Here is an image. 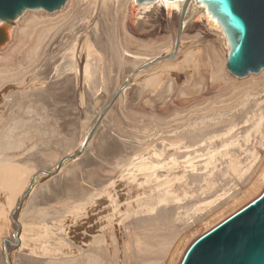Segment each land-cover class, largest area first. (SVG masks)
<instances>
[{
  "label": "bare ground",
  "instance_id": "obj_1",
  "mask_svg": "<svg viewBox=\"0 0 264 264\" xmlns=\"http://www.w3.org/2000/svg\"><path fill=\"white\" fill-rule=\"evenodd\" d=\"M170 4L178 6L170 7ZM75 7L81 11L79 14L74 13ZM148 10L150 13L147 16L153 20L142 19L141 24H136L138 15L145 16ZM161 11L164 12L166 37L160 39V42L163 39L164 41L157 45L152 39L142 38L146 33L141 32L152 27L161 16ZM93 13L96 15L99 13V18L109 19L115 24L120 30V32L117 30L118 34L122 35L118 36L125 40V44L131 42L136 45L135 49L141 48L143 51H148L154 44L153 47L157 45L158 51L154 53L139 51L141 49L132 51L126 47L127 44L124 45L122 39L123 43L121 41L113 43L108 39L106 41L109 58L105 59L91 44L87 31H83L81 46L77 43V35L69 39L59 58L52 62V66L50 65L52 71H57V61L64 58L69 63V69L74 70L76 74L79 73L86 85L94 75L110 70L114 63L121 67L125 62H129L131 69L125 73L121 81L120 79L115 81L109 99L118 90L119 99L131 84L138 81H141L144 87H148L152 94L158 89L160 94L164 84L165 90L168 91L172 84H177L180 77L175 70H184L187 76L186 84L179 86L181 87L179 93L175 90L176 96L182 95L186 98L188 95L197 94L204 80V73L209 76L211 87L217 89L219 95L215 101L203 107L201 105L204 102L195 99L191 102L193 104L187 114L185 112L186 115L183 113L179 116L178 123L173 126L165 129L160 127L144 129V135L138 140V148L126 158L117 160L116 167L119 171L117 179L118 181L120 179L119 184L122 183L121 186L126 189L124 195L128 192L127 197L123 195L124 203L121 202L123 198H120L116 190L118 183L115 178V181L105 178V181L102 179L94 185L97 187L82 190L80 199L56 212V215L30 221L17 218L16 221L14 215L18 210V202L20 200L23 202L33 194L43 173L36 169L27 171L21 168L17 162L19 153L15 150L7 154L0 153V249L3 251V241L5 239L9 241L14 229L19 227L18 250L46 258L45 264H118L122 239L119 238L116 223L118 225L138 216L135 221L122 225L128 230L127 241L123 239L122 244L125 247V250L122 248L123 256L135 264H180L186 250L200 234L254 200L264 190V151L261 150H264V69L241 78L226 69L229 49L227 37L221 24L199 0H168L167 4L164 0H148L142 3L136 0H67L62 8L53 12L26 9L14 20L9 29L8 41L0 47V138L8 134L9 117L14 112L11 110L20 103L17 100L19 97L28 96L25 92L18 97L12 91L15 89L14 86L20 87L25 82L30 85L28 76L40 71L38 68L41 69L47 60L53 61L55 52L59 50L58 47L60 48L58 42L68 39L67 33H63L64 27L67 24L80 26L88 22L94 23ZM146 23L149 25H145ZM196 23L200 24L203 33L212 37L213 41L202 36L200 29H193ZM71 29L73 28L69 30ZM113 29L115 28L111 30ZM62 33L66 37L61 36ZM112 33L116 34L112 31L108 35L113 36ZM178 41L187 42L188 47L195 44V52L189 58L184 53L182 62L174 69H163L168 63L163 61L165 58L161 57L162 54H169ZM200 45L204 48L203 54L199 52ZM217 46L221 50V57ZM194 55L195 61L192 59ZM24 89L22 88L21 92ZM165 90L162 89L164 94ZM228 94L229 98L217 100ZM80 96L82 99V94ZM11 97H13L11 103L7 102ZM29 97L28 100L31 98ZM233 98L235 99L232 102L227 103ZM24 99L26 98L22 100ZM175 99L172 100L175 102ZM12 101L14 104L11 106ZM248 104L249 108L243 111ZM102 109L98 114L103 112ZM235 110L241 111V114L234 118ZM176 111L173 115H180V111ZM224 116L228 118L223 119ZM214 122L224 125L215 128ZM92 124L94 123L87 126L78 140L75 151L59 156L49 172L56 169L61 161L59 172H62L66 163L76 160V155L73 159L67 156L77 152L86 143ZM262 154L263 158L259 160ZM252 170H254L252 178L246 183L249 186L246 185V189L230 195L218 206L216 203L227 192L228 189L225 187L229 182L241 179ZM89 172L87 173L90 174ZM28 189L26 197L24 194ZM220 190L223 192L217 193ZM102 204H106L103 205L105 206L103 216L100 209H97L101 208L99 206ZM21 208L19 212L23 210ZM96 209L101 214V216L97 214L100 216L96 226L98 230L87 232L86 228L83 230L85 236L78 240V236H73V233L83 228L81 222H88L90 212H95ZM10 217L15 221V228L9 225ZM192 217L197 220L193 225H189ZM170 223L175 225L184 223L186 227L177 230V238L163 254V260L158 262L160 256L158 254L161 253L165 240L161 238L163 235L160 237V231L158 233L160 229H157V226L161 228L162 225ZM202 226L203 229H200ZM120 234L122 235L121 232ZM8 259L9 263L13 264L10 254ZM2 264H7L4 253Z\"/></svg>",
  "mask_w": 264,
  "mask_h": 264
},
{
  "label": "rangeland",
  "instance_id": "obj_2",
  "mask_svg": "<svg viewBox=\"0 0 264 264\" xmlns=\"http://www.w3.org/2000/svg\"><path fill=\"white\" fill-rule=\"evenodd\" d=\"M77 8L78 7H75L74 13L79 14L81 11L79 10V8ZM149 13L150 11L148 10L146 11L145 16L141 14L138 15L136 24H141L142 19L150 21L153 20L152 18H149L147 16ZM160 14L161 16L156 19V21L152 24V27L146 28L141 32L146 33L144 37L141 36L142 38L152 39L157 45H159L158 43L164 41L166 37L164 12L161 11ZM98 18L99 13H97V15L96 13H93L92 21H94V23L88 22L84 23L83 25L81 24L80 26L67 24L68 26L66 25L64 27L63 33H67L66 36H68V39L66 41L65 39H62L61 41H59L60 43L58 42V44H60V48L58 47L59 52H55L56 56H54L53 61L52 59L49 61L47 60V63H43V65L41 66L42 70L38 68V70H40L37 71L39 74L36 72V74L32 73L30 76H28V80L30 79L31 81L30 85L29 83L25 82L26 85L24 83L20 87L14 86V88L17 90L12 89V91L16 93L18 97L22 96L26 92V95H28L27 97H29L30 95L31 98L29 97V101L27 97H19L20 99L26 98L24 99V101L27 102L25 103L22 99V101L18 99L17 101L20 102L18 107L14 106V108L16 107L18 110H15L16 108H13V110H11L14 112H11L12 114H10L11 116L9 117L10 120L8 122V134L5 137L0 138V153L7 154L10 151L15 150L17 153H19L17 162L18 165L21 166V168H24L27 171H29V169H36L40 170V172L43 173V175L38 179V183L33 194L30 197L25 198L24 200L26 201L23 200L24 203L21 202L20 207L14 215V219L16 221L17 218L24 221L48 218L50 215H54L56 212L62 211L66 208V206L75 203L77 199H80L82 197V190L97 187L94 185H97V183L101 182V180H104L105 178V180L111 179L112 181L115 178L119 186H117L116 188V190L118 191V195H120V198H123L124 200L125 197H127L128 192L127 194H125V196L124 193L126 192V189L124 186H121L122 183L119 184L120 179L119 181L117 179L119 173L118 168L116 167L117 160L126 158L136 148H138V140L141 139V137L144 135V129L152 127H160L162 129H165L169 126H173L178 123L179 116L183 115V113L185 114V112L187 114L188 110L191 107V104H193L191 102L195 101V99L200 102L203 101L204 103L201 105V107H203L207 106L212 101H215L216 97L219 95V91L214 87H211L209 76L204 73V80L202 82L203 85L201 84L200 90L198 89V92L201 93L197 92L198 95L195 94L196 97L194 94H191V97L188 95V97L186 96V98L185 96L182 97V95L179 94V96H176V91L177 93H179L180 88L186 84L187 76L184 70H179L180 72L175 70L180 75V77L177 79V84H172L170 86L171 88L168 91L165 90V84L162 85V89L165 90L164 92L166 96L163 93L162 89L160 90V94L162 96L158 93L159 89L156 92L161 97L158 96L155 92L152 94L148 87H144L141 84V81H138L134 84H131L119 99H117L119 90L118 92L116 91L117 93L115 92L117 95L114 99L113 96L115 95V93L109 99L115 87V81H119V79L121 81V79H123L127 72L131 69V63L129 62H125V64H123L124 66L117 67V65H115L114 63V58V65L111 66L110 70H105L100 75H94L89 80V82L86 83V85L80 78L79 73L76 74L74 70L69 69V63L64 58H61L57 61V71H52V62L54 63V61L59 58V55H61L60 53L63 51L64 47L68 45V41H70L69 39H73V37L75 38V36L77 35V43L81 46L82 39L84 38L83 33L85 31H87L88 35L90 36L91 44L102 54L105 59L109 58L106 41L108 39L111 40V42L114 41L115 43L117 41L122 42L123 40L124 45L127 44L126 47L132 51L141 49H135L137 48L135 47L136 45L131 42L125 44V40L119 37L121 35H119L117 31L119 29L115 27V24H113L109 19H103L102 17H100L102 18V20H100V18ZM145 25L148 26L149 23H146ZM194 27V30L200 29V24L196 23ZM70 28H73L71 29L73 33L71 32V30H69ZM112 28L115 29L111 30ZM68 30L70 31V33L68 32ZM112 31H114V33L116 32L115 35L117 37L113 33L112 34L114 38H112V35H110L112 37L108 35ZM199 31L202 32V36H205L206 39L209 38L208 40L213 41V38L210 36H206V34L203 33L202 29H200ZM192 32L194 31L192 30ZM63 33L61 34V36H65L63 35ZM154 35L155 37H153ZM162 38L164 39L160 42V39ZM153 46L154 44L151 48L148 49V51H143L142 49L139 51L146 53L157 52L158 48L155 46L156 50H154L155 47ZM201 47L202 46L200 45L199 52L203 54L204 48ZM217 48L221 57V50L218 46ZM195 50V44L191 47H188L187 42L178 41L176 47H173L169 54H162L161 57L165 58V60L163 61L168 63V65L164 66L163 69H174L182 62L184 53H186L189 58L191 57L193 52H195ZM195 56L196 55H194L192 58L193 61H195L196 59ZM77 61L80 60L77 59ZM178 67L180 68V66ZM42 77L43 79H41ZM166 80L167 79L165 78L164 81ZM39 83L41 84V86ZM31 85L33 87H31ZM35 86L36 88H34ZM25 87L26 89H24ZM22 88L24 89V91L21 92ZM30 88H32V90H30ZM19 91L20 93L17 94V92ZM171 93H173L174 95H171ZM80 94H82V99H80ZM229 97L230 95L228 94L226 96L218 98L217 100H223ZM235 98L229 100L227 103L232 102ZM11 99H13V97L8 98L7 102L11 103ZM172 99H175L176 103ZM189 99L191 101H189ZM12 102L13 103L11 104V106L14 104V101ZM249 106L250 104H248L242 110H246L247 108H249ZM101 109L103 112L98 114ZM184 109L185 111H182ZM175 110H177L176 112H182H179L180 115L174 116L173 112H175ZM233 113L235 118L238 117L239 114H241V111L235 110L233 111ZM227 118L228 116L223 117V119ZM91 123L94 124H92V128H90L91 132H89V137L86 143H83L84 145L80 147L77 152H75L71 156H67L69 159H73L77 156L76 160L66 163L65 168L62 172H59V168H56L53 171L49 172L48 170L55 163L59 156L65 154L66 152L70 153L75 151L74 148L78 140L84 133L87 126ZM214 124H216V122H214ZM222 124L224 125V123ZM222 124L217 123L215 125V128H219V126ZM261 150L264 151L263 149ZM262 158L263 154L261 158H259V160H261ZM88 170L91 172H89ZM253 171L254 170L249 171L241 179H236L235 181L229 182V184L225 187V189H228L227 192L219 201H217L216 204H218L219 206L223 204L227 200V197H229L230 195L238 193L241 189H246V185L249 186V184L246 183H249L248 181L250 180V178H252ZM87 172H89L90 174H88ZM85 182H89L90 186L89 183ZM221 192H223V190H220L217 193ZM27 193H29V191ZM27 193H25L24 196ZM123 200L121 199V202L124 203L125 200ZM216 204L215 206H217ZM103 205L106 206V204H102V206H99L101 208H97L102 212V216L104 214L103 212H105V206ZM20 208L23 210L19 212ZM97 209L96 211L94 210L95 212L92 211L93 213L90 212V218L88 222H81V225H83L84 229L82 228V231L80 229L76 230V232L73 233V236H78V240H80L83 235L85 236L86 233L83 230H85L86 228L87 232L88 230H91L93 232L98 230V227L96 226L97 222H99L98 220L101 214H99L100 211ZM97 214L100 216H97ZM137 217L138 216L129 218L124 221L125 223H118V225L116 223V228H119V238L122 239L120 242V252L118 253L119 260L117 259V262H119L118 264H135L132 260H129L125 258V256H123L124 252L122 251L123 249L125 250V247L122 244H124L123 239L127 241L128 230L126 229V231L124 226L122 225L128 224V222L130 223L135 221ZM196 220L197 219L195 217H192L189 220L188 224L190 223L189 225H193ZM10 221L11 223L9 225H12V227H14L15 221L11 220V217ZM121 227H123V229ZM185 227L186 224L184 223H176V225L170 223L164 226L162 225L161 228L157 226V229H160L158 230V233L160 231V237L163 235L161 238L165 240L163 249L161 253L158 254V256L160 255L157 260L158 262L163 260V254L167 251V249H169L174 240L177 238V230L180 231L182 229H185ZM201 228L203 229V226L200 227V229ZM16 230L14 229V232H16ZM14 232L13 235L9 238L10 243L6 242V247L5 245L3 246L4 249L7 248L8 256L10 254L12 263L45 264L46 258L29 255L27 252L25 253V251L21 252L20 250H18L17 246L19 245V242L16 243ZM120 232L122 233V235L120 234ZM18 233L16 235L17 239L19 238ZM120 236H122L123 238ZM5 241L6 239L3 242ZM4 249L3 251L2 249H0V264H2V253H4L5 255ZM129 251L130 250L128 249V252Z\"/></svg>",
  "mask_w": 264,
  "mask_h": 264
},
{
  "label": "water",
  "instance_id": "obj_3",
  "mask_svg": "<svg viewBox=\"0 0 264 264\" xmlns=\"http://www.w3.org/2000/svg\"><path fill=\"white\" fill-rule=\"evenodd\" d=\"M66 1L0 0V47L8 41L10 26L24 10L53 12L62 8ZM199 1L221 24L227 37L226 69L237 77L264 69V0ZM61 165L62 161L57 168ZM20 205L21 200L17 208ZM19 231L17 227L14 232L16 243L19 242L16 238ZM6 242L10 243L6 240L5 247ZM4 251L6 263L10 264L7 248ZM180 264H264V190L254 200L200 234L190 244Z\"/></svg>",
  "mask_w": 264,
  "mask_h": 264
},
{
  "label": "snow or ice",
  "instance_id": "obj_4",
  "mask_svg": "<svg viewBox=\"0 0 264 264\" xmlns=\"http://www.w3.org/2000/svg\"><path fill=\"white\" fill-rule=\"evenodd\" d=\"M164 2L167 4V3H168V0H164ZM169 6H170V7H177L178 4H170Z\"/></svg>",
  "mask_w": 264,
  "mask_h": 264
}]
</instances>
